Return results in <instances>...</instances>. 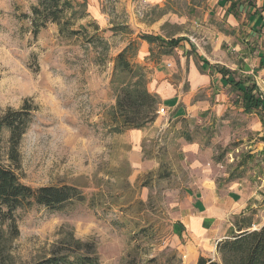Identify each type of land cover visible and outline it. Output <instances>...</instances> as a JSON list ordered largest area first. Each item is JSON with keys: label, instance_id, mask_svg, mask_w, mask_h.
<instances>
[{"label": "rangeland", "instance_id": "374dc122", "mask_svg": "<svg viewBox=\"0 0 264 264\" xmlns=\"http://www.w3.org/2000/svg\"><path fill=\"white\" fill-rule=\"evenodd\" d=\"M37 1L0 0V109H17L24 101L34 107L33 121L19 146L20 166L15 171L21 181L33 187L75 186L84 199L57 211L41 206L17 210L19 235L10 246L13 263L35 264L53 252L77 253L76 240L87 245L78 253L91 249L100 264H195L194 257L184 256L177 230L190 203L184 190L201 167L192 170L185 157L189 151L178 148L183 140L207 146L201 122L170 124L166 111L157 114L158 126L145 137L127 130L110 132L106 114L115 98L111 64L117 50L126 42H137L143 32L131 22L120 25L128 21L125 11L111 9L106 26L97 24L89 17L85 0L88 15L75 25L86 27L85 36L59 35L54 23L33 35L30 12ZM110 2L99 0L102 12L110 10ZM168 2L153 13L150 10L151 15L168 10L174 17L186 15L187 0ZM110 17L117 25L107 26ZM92 35L105 44L90 42ZM167 50L154 45L152 58ZM240 143L235 139L224 143L223 154L216 155L226 156L219 174L210 167L221 189L240 182L246 197L256 192L250 211L254 221H264V188L262 177L257 178L262 166L256 167L255 175L256 164L247 159ZM230 151L232 158L227 157ZM192 155L200 162L206 152L199 147ZM233 217L223 221L225 234L232 229ZM212 246L205 249L211 258Z\"/></svg>", "mask_w": 264, "mask_h": 264}, {"label": "crops", "instance_id": "0c3cea01", "mask_svg": "<svg viewBox=\"0 0 264 264\" xmlns=\"http://www.w3.org/2000/svg\"><path fill=\"white\" fill-rule=\"evenodd\" d=\"M131 1L111 0L110 10L102 12L99 0H88L89 17L106 26L111 9L112 13L125 11L128 21L120 25L131 22L137 31L159 37V43L137 37L134 61L144 66L146 87L168 111L170 124L201 122L202 142L207 146L177 140L181 142L178 150L189 151L185 157L191 160L192 170L197 165L201 167L184 190L190 203L177 230L184 256L194 257L197 264L200 256L211 258L205 249L213 243L215 252L216 242L227 235L222 231L225 217L249 212L255 206L250 201L257 199L256 192L248 197L243 195V189L238 187L240 182L227 190L218 187L219 181L210 166L218 174L219 168H223L226 156L221 159L216 155L220 151L223 154L224 143L230 139L241 142L247 159L256 164L255 175L256 167L262 166L257 178L262 177L260 187L264 188V107L246 112L242 94L232 81H241V86L254 84L253 92L259 94L264 104V0H187L186 15L178 17L171 10L151 15L150 10L153 13L169 2L146 0L143 14H137L142 20L137 19ZM114 22L110 17L107 26L112 27ZM174 26L176 30L169 32L168 28ZM169 40L177 43L167 46ZM129 43H124L117 53ZM154 45L168 47L169 51L152 58ZM155 126L158 125L154 120L148 128L127 131L145 137ZM224 127L229 131L225 132ZM199 147L206 152L200 162L192 155ZM228 156L232 158L231 151ZM210 157L216 158L213 161ZM263 224L264 221H254L253 227ZM229 225L233 227L232 221Z\"/></svg>", "mask_w": 264, "mask_h": 264}, {"label": "trees", "instance_id": "16d2710c", "mask_svg": "<svg viewBox=\"0 0 264 264\" xmlns=\"http://www.w3.org/2000/svg\"><path fill=\"white\" fill-rule=\"evenodd\" d=\"M85 8V0H38L31 6L32 33L36 35L47 23H54L58 26L59 35L85 36L84 25L75 27L78 21L88 15ZM92 24L96 31L97 25ZM139 37L149 42H160L159 37L150 34L142 33ZM93 40L105 44L103 39L95 35L89 37L90 42ZM176 43L169 40L166 45L172 47ZM137 48V42L131 41L113 58L110 86L115 98L106 114L110 132L142 129L157 116L159 98L146 87L144 66L134 61ZM232 81L234 88L242 94L246 112L264 107L259 94L253 92L254 84L241 86V81ZM33 110V105L28 101H24L17 109H0V264H14L10 246L11 241L19 235L17 210L41 206L57 211L66 204L82 202L84 199V195L75 186L33 187L23 183L16 173L15 170L20 166V142L33 121ZM4 132L7 133L6 139ZM181 135L191 140L187 133L182 132ZM253 214L254 211H249L234 216L229 234L215 244V257L200 256L197 264H264V224L254 228ZM74 244L77 253L53 252L35 264H100L98 255L91 249H85V254L78 253L87 246L85 243L75 240Z\"/></svg>", "mask_w": 264, "mask_h": 264}, {"label": "built area", "instance_id": "2783aa9c", "mask_svg": "<svg viewBox=\"0 0 264 264\" xmlns=\"http://www.w3.org/2000/svg\"><path fill=\"white\" fill-rule=\"evenodd\" d=\"M145 4H146V0H137L136 3L133 5L134 12L138 15H142L145 9ZM156 112L159 115H165L166 109L162 105L158 104Z\"/></svg>", "mask_w": 264, "mask_h": 264}]
</instances>
